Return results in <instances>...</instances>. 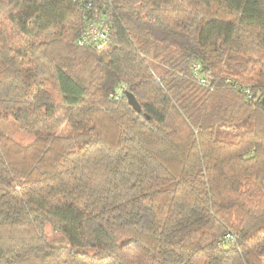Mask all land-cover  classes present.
Returning a JSON list of instances; mask_svg holds the SVG:
<instances>
[{"label":"trees","instance_id":"1","mask_svg":"<svg viewBox=\"0 0 264 264\" xmlns=\"http://www.w3.org/2000/svg\"><path fill=\"white\" fill-rule=\"evenodd\" d=\"M0 264H264V0H0Z\"/></svg>","mask_w":264,"mask_h":264},{"label":"built area","instance_id":"2","mask_svg":"<svg viewBox=\"0 0 264 264\" xmlns=\"http://www.w3.org/2000/svg\"><path fill=\"white\" fill-rule=\"evenodd\" d=\"M109 40L108 32L104 29L101 24L91 23L85 32L84 36L79 39L80 45L97 44L98 47H103ZM198 65L193 66V70L198 69ZM202 83H206L205 80H201ZM229 239L234 240L231 235Z\"/></svg>","mask_w":264,"mask_h":264},{"label":"rangeland","instance_id":"3","mask_svg":"<svg viewBox=\"0 0 264 264\" xmlns=\"http://www.w3.org/2000/svg\"><path fill=\"white\" fill-rule=\"evenodd\" d=\"M48 83H49V82L46 83L47 86H48ZM48 87H49V86H48ZM52 90H53V89H52ZM53 92H54V94H55L56 99H57L58 101H61V95H60L59 91L54 90ZM2 123H3V124H7V121L4 120ZM13 126H14V127H11V128H12V132H13L14 135H16V136L22 138V139L25 140V141H29V140L32 138V136H30V135H28V134H26V133H23V132L21 131V129L19 128V126H18L17 123H15V125H13Z\"/></svg>","mask_w":264,"mask_h":264},{"label":"water","instance_id":"4","mask_svg":"<svg viewBox=\"0 0 264 264\" xmlns=\"http://www.w3.org/2000/svg\"><path fill=\"white\" fill-rule=\"evenodd\" d=\"M126 96L130 105H132L136 110L140 111L141 105L138 102L136 96L128 90H126Z\"/></svg>","mask_w":264,"mask_h":264}]
</instances>
